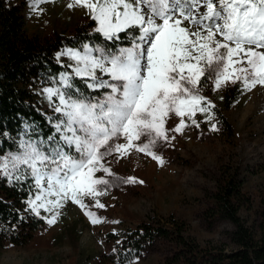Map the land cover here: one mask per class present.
<instances>
[{
    "label": "rangeland",
    "instance_id": "374dc122",
    "mask_svg": "<svg viewBox=\"0 0 264 264\" xmlns=\"http://www.w3.org/2000/svg\"><path fill=\"white\" fill-rule=\"evenodd\" d=\"M12 1L24 2L27 32L49 39L77 25L108 33L134 25L128 47L84 43L78 66L103 90L93 100L66 98L79 91L73 82L38 86L39 105L76 151L23 139L0 154V175L32 173L31 204L44 218L27 244L0 246V264H103L114 235L171 213L197 241L235 249L234 227L210 195L236 171L252 202L239 215L253 230L264 218V0ZM191 7L204 15L193 19ZM201 76L206 96L197 91ZM232 84L237 97L226 102ZM168 254L157 245L128 264Z\"/></svg>",
    "mask_w": 264,
    "mask_h": 264
},
{
    "label": "trees",
    "instance_id": "16d2710c",
    "mask_svg": "<svg viewBox=\"0 0 264 264\" xmlns=\"http://www.w3.org/2000/svg\"><path fill=\"white\" fill-rule=\"evenodd\" d=\"M23 10V1L0 0V154L17 149L25 139L42 143L51 153L62 151L74 157L75 145L66 139L69 132L61 125L60 131L55 125L56 116L41 108L37 88L50 85L63 75L64 82H73L79 88L72 96L84 97L85 93L93 100L92 95L101 94L102 89L92 87L91 76L73 75L71 67L60 61L61 50L84 43H98L107 50L128 47L132 43L128 29L134 24L121 25L108 33L89 22L92 29L84 30L77 25L71 35L57 34L49 39L27 32ZM206 85L201 76L198 93L206 96L209 93ZM236 97V86L232 84L225 89L224 99L229 102ZM242 184L243 179L236 171L225 174L210 195L216 213L234 227L230 239L235 249L225 251L207 240L197 241L187 233L186 221L171 213L140 220L133 228L114 235V252L102 254L100 261L128 264L147 249L161 245L169 254L158 264H264V218L253 230L239 215L243 205L252 204L242 191ZM37 191L36 180L27 169L0 175V246L25 245L43 226L44 218L35 213L31 204ZM262 211L264 216V208Z\"/></svg>",
    "mask_w": 264,
    "mask_h": 264
},
{
    "label": "crops",
    "instance_id": "0c3cea01",
    "mask_svg": "<svg viewBox=\"0 0 264 264\" xmlns=\"http://www.w3.org/2000/svg\"><path fill=\"white\" fill-rule=\"evenodd\" d=\"M60 53H61L60 61L71 67V73L73 75L84 76V67L81 68V67L78 66V62L83 60V56L81 54H84V44H82L80 47L65 46L61 50ZM64 55L65 56L68 55L69 59H65ZM64 81H66L65 76L60 75L57 78H55L54 81L51 84L56 83V82H64ZM65 97L66 98H70L71 100H74L73 98H77V99H79V101L80 100L84 101V97H78V96L70 97V95L69 96H65ZM73 102H75V103H73L71 105V109L70 110H72L73 107L77 106L76 105L77 102L76 101H73Z\"/></svg>",
    "mask_w": 264,
    "mask_h": 264
},
{
    "label": "bare ground",
    "instance_id": "6f19581e",
    "mask_svg": "<svg viewBox=\"0 0 264 264\" xmlns=\"http://www.w3.org/2000/svg\"><path fill=\"white\" fill-rule=\"evenodd\" d=\"M189 12L193 19H200L204 15L205 10L202 8L197 9L196 7H191ZM251 40L253 39L251 38Z\"/></svg>",
    "mask_w": 264,
    "mask_h": 264
}]
</instances>
